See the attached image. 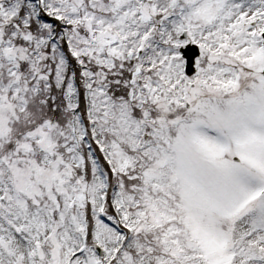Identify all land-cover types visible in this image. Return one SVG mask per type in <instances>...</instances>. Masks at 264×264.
<instances>
[{"label":"snow or ice","instance_id":"1","mask_svg":"<svg viewBox=\"0 0 264 264\" xmlns=\"http://www.w3.org/2000/svg\"><path fill=\"white\" fill-rule=\"evenodd\" d=\"M0 264H264V0H0Z\"/></svg>","mask_w":264,"mask_h":264}]
</instances>
